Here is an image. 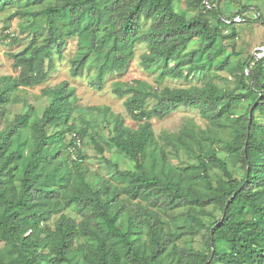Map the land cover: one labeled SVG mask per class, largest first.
Masks as SVG:
<instances>
[{
    "label": "trees",
    "instance_id": "16d2710c",
    "mask_svg": "<svg viewBox=\"0 0 264 264\" xmlns=\"http://www.w3.org/2000/svg\"><path fill=\"white\" fill-rule=\"evenodd\" d=\"M16 1L0 0V10ZM25 3L20 14L26 22L21 25L30 41L13 54L19 76L0 83V117L14 90L48 79L57 68L54 52L62 56L72 37L79 46L71 59L72 76L94 67L99 88L108 74L126 69L140 43L148 47L141 65L158 70L159 79L187 78L186 71L213 66L221 71L231 65L230 56L218 58V38L232 21L208 7L214 5L212 0L204 7L215 26L203 13L188 17L178 11L174 0ZM256 10L254 19H244L264 21L263 9ZM194 39L203 42L190 47ZM251 59L256 69L248 66ZM250 60L237 65V89H222L213 81L189 87H155L140 79L116 83L114 92L127 96L126 109L139 122L138 128L126 126L124 118L108 108L115 122L111 143L136 162L129 170L115 165L119 177L128 181L121 188L108 183L95 187L74 173L70 163L77 167L76 161L62 158L64 135L77 130L83 136L86 129L72 123L75 92L69 82L47 90L53 98L39 121L26 112L0 129V239L5 243L0 264H264V56ZM182 105L197 107L210 126L197 129L190 123L166 134L173 152L180 155L187 149L195 158L174 167L164 147L158 157L160 144L151 119L164 118ZM51 126L60 129L48 134ZM229 160L240 163L242 176ZM212 167L222 172L226 184H213ZM63 189L67 202L62 206ZM132 199L137 206L131 209ZM74 202L84 214L81 221L61 214L54 228L42 225ZM209 205L222 213L206 222L199 213ZM202 230L197 247L193 241ZM80 237L88 243L75 251ZM46 246L53 253L47 262Z\"/></svg>",
    "mask_w": 264,
    "mask_h": 264
},
{
    "label": "rangeland",
    "instance_id": "374dc122",
    "mask_svg": "<svg viewBox=\"0 0 264 264\" xmlns=\"http://www.w3.org/2000/svg\"><path fill=\"white\" fill-rule=\"evenodd\" d=\"M174 1L176 9L186 12L188 17L203 13L213 22L214 26L216 25V20L212 18L204 7V4L209 5L208 0H205L202 5L194 4L196 0ZM212 1L214 5L210 4L208 7L217 8L223 18L230 19V22L232 21L230 27L221 28V35L218 38L219 46L222 49L218 58L230 56L231 65L229 67L221 71H217L215 66L207 71L193 70L190 73L186 71V74H189L187 78L184 76L183 78L166 77L159 79L158 70L148 71L141 65V55L148 51V47L146 43H140L136 45V55L129 61L126 69L120 73L108 74L103 82V87L99 88L94 84V67L86 69L83 76H72L70 72L72 67L71 59L76 56L79 48L78 38L72 37L67 40L62 56L54 52L57 68L49 75L47 80L29 87L22 86L11 93L10 101L6 104L5 115L0 117V129L12 124L18 115L26 112H29L32 118L39 121L45 108L49 106L53 98L46 91L68 81L70 84L69 90H74L75 92V98L72 97V123L75 124L78 130L86 129V131L83 136L77 134V130L67 132L64 135L62 140V144H64L62 158L66 157L71 162L76 161L78 163L77 167L70 163L74 173L84 175L95 187L103 183L117 185L119 188L125 186L128 181L119 177L116 173L115 165H118L121 170H129L136 168V162L111 143L110 138L113 136L115 122L113 121L114 116L110 115L109 112L121 115L126 126L138 128L139 122L132 119L126 109L125 100L127 96L119 97L114 92L113 87L116 83L123 84L140 79L149 82L155 87H189L191 85L203 86L206 82L213 81L222 89H237V78L239 77L237 65L239 62L250 60L251 57L261 58L264 56V21L250 23L244 19H254L257 16V7L262 8L264 11V0ZM25 2L26 0H18L14 4L0 10V83L9 78L19 76L20 70L14 67L13 54L21 51L30 41L29 35L23 32L21 25L26 22L20 14L26 7ZM143 25L144 28H147L149 22H145ZM12 38H17L18 40L15 41ZM202 42L203 40L201 39H194L190 43V47H196ZM248 66L256 69L255 62H252V59L249 61ZM246 106L242 105V107ZM151 122L156 139L160 144L158 157L161 155L160 152L162 153L161 148L164 147L167 150V161L174 167L188 165L187 161H185L187 158L191 162H195L194 156L187 149H182L180 155L173 152L165 136L168 133L175 134L180 132L186 124L190 123L197 129H206L210 126L209 121L202 116L197 107L182 105L164 118H153ZM59 129L60 127L51 126L48 129V134H53ZM94 140H97L100 146L103 147V151L96 147ZM221 155L225 156L224 153H221ZM147 160L151 167L150 158ZM229 164L236 170L238 176H242L243 169L240 163H233L229 160ZM157 170L159 171L160 167ZM209 173L214 185L226 184L222 178L223 174L218 168L212 167ZM72 189L73 187L70 186L68 188L69 192ZM66 192L63 189L60 194L62 206L67 202V199H64ZM128 203L131 209L137 206V200H128ZM204 210L199 215L206 222L219 218L222 213L221 209L212 205L205 207ZM61 214H66L77 222L81 221L84 216L82 209L74 202L66 206L62 211L55 213L51 220L43 222L42 225L54 228L55 222ZM204 232L205 230H202L195 236L193 241L195 246H201ZM143 236H145V233H143ZM85 243L87 244L88 241L81 237L76 239L74 243L75 251ZM4 245L5 243L0 239V249ZM44 253V260L47 262L53 256L51 248L48 246L44 247Z\"/></svg>",
    "mask_w": 264,
    "mask_h": 264
}]
</instances>
